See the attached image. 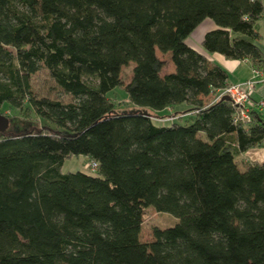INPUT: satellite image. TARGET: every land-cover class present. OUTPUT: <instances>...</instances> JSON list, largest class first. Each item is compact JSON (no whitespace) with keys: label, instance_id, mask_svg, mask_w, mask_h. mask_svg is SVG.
I'll return each instance as SVG.
<instances>
[{"label":"trees","instance_id":"1","mask_svg":"<svg viewBox=\"0 0 264 264\" xmlns=\"http://www.w3.org/2000/svg\"><path fill=\"white\" fill-rule=\"evenodd\" d=\"M262 15L260 0H0V113L43 123L0 133V264H264V160L240 158L264 120H234L227 71L185 42L209 18L203 49L264 73ZM40 70L67 99L33 88ZM116 86L141 108L117 110ZM179 103L188 123L147 110ZM79 154L96 174L61 171ZM147 206L177 221L141 240Z\"/></svg>","mask_w":264,"mask_h":264},{"label":"rangeland","instance_id":"2","mask_svg":"<svg viewBox=\"0 0 264 264\" xmlns=\"http://www.w3.org/2000/svg\"><path fill=\"white\" fill-rule=\"evenodd\" d=\"M159 57L165 60V66L163 71L170 69L171 63L169 62L168 54L157 53ZM132 62L122 68V75L124 81H127L130 76V70L132 67ZM32 85L35 90L40 94H48L52 97H58L61 100L67 99V96L58 92L57 89L53 86L52 81L46 74L44 70H40L32 76ZM106 96L115 101V107L117 110L131 111L137 110L141 107L132 104L127 98V93L124 88L116 86L111 90L106 92ZM189 106L186 103L176 104L174 107H166L163 109H153L147 107L149 113L154 117V121L160 124L168 125L172 121L179 124L188 123L189 116L186 115V111ZM1 114L8 115V126L5 129V133L14 134L19 132H24L26 130H38L43 125L40 118H37L34 112L25 107L24 110H17L14 108H9L6 105H3ZM186 112V113H185ZM185 113V114H181ZM87 158L82 155H72L67 157L62 164L61 171H75L83 170L91 174H96V170L87 169L85 166L87 164ZM177 221V218L169 212L156 211L153 207L147 206L143 208L142 211V225H141V240H149L151 238V227L158 226L160 228H165L173 225Z\"/></svg>","mask_w":264,"mask_h":264},{"label":"crops","instance_id":"3","mask_svg":"<svg viewBox=\"0 0 264 264\" xmlns=\"http://www.w3.org/2000/svg\"><path fill=\"white\" fill-rule=\"evenodd\" d=\"M260 1L263 6V15L259 21L260 38L257 41V44L264 58V0H260ZM215 27L216 25L211 21V19L206 18L190 33V35L185 39V42L193 49L205 55L208 59L213 60L216 63H218L220 66H222L228 73L227 84L228 83L242 84L246 79L254 78L252 75V70L255 68L252 67L251 62L248 59H241V60L229 59L224 57L220 53L217 52L210 53L203 49L201 43L205 32ZM169 62L171 63L170 60ZM170 67L171 68L168 69L167 71H163L162 69V74L172 71L174 69L172 63ZM260 71L263 73L262 70ZM254 79L256 80V78ZM252 97L254 99H264V73L262 78L257 79V82L254 85ZM258 112L260 113L262 119L264 120V110H260V111L258 110ZM185 113H181V114H185ZM240 158H242L243 161L246 162H250V161L261 162L264 160V146H255L248 148L247 150L241 153Z\"/></svg>","mask_w":264,"mask_h":264},{"label":"built area","instance_id":"4","mask_svg":"<svg viewBox=\"0 0 264 264\" xmlns=\"http://www.w3.org/2000/svg\"><path fill=\"white\" fill-rule=\"evenodd\" d=\"M254 78L246 79L242 84L228 83L222 93L229 97L231 105L234 108V120L248 122L251 118V110H264V99H253L254 85L257 79L263 77V73L259 69H253ZM243 85V86H241ZM86 166L96 168V162L87 163Z\"/></svg>","mask_w":264,"mask_h":264},{"label":"water","instance_id":"5","mask_svg":"<svg viewBox=\"0 0 264 264\" xmlns=\"http://www.w3.org/2000/svg\"><path fill=\"white\" fill-rule=\"evenodd\" d=\"M8 123V117L0 113V133H4Z\"/></svg>","mask_w":264,"mask_h":264}]
</instances>
